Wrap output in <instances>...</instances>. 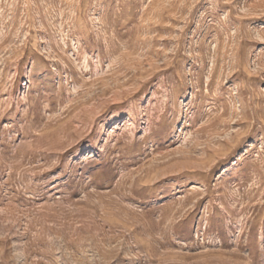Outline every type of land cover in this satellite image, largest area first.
<instances>
[{"label":"rangeland","instance_id":"obj_1","mask_svg":"<svg viewBox=\"0 0 264 264\" xmlns=\"http://www.w3.org/2000/svg\"><path fill=\"white\" fill-rule=\"evenodd\" d=\"M0 264H264V0H0Z\"/></svg>","mask_w":264,"mask_h":264}]
</instances>
